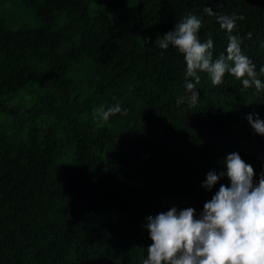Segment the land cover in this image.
Segmentation results:
<instances>
[{"label": "trees", "instance_id": "1", "mask_svg": "<svg viewBox=\"0 0 264 264\" xmlns=\"http://www.w3.org/2000/svg\"><path fill=\"white\" fill-rule=\"evenodd\" d=\"M128 1L129 17L102 1L113 17L89 0H0V264H143L147 218L199 217L230 184L203 186L228 154L257 182L264 172V136L247 120L264 121V88L200 73L197 105H177L186 62L156 45L192 14L215 59L228 38L204 9L243 15L233 35L264 84V0ZM116 104L127 115L101 122L95 110Z\"/></svg>", "mask_w": 264, "mask_h": 264}, {"label": "clouds", "instance_id": "2", "mask_svg": "<svg viewBox=\"0 0 264 264\" xmlns=\"http://www.w3.org/2000/svg\"><path fill=\"white\" fill-rule=\"evenodd\" d=\"M204 12L214 16L227 34L226 52L217 58L213 57L211 36L204 42L199 38L202 19L196 15L189 14L156 40L159 48L166 50L171 45L184 57L186 94L176 103L186 102L189 108L199 101L196 85L201 81L200 73H206L214 86L222 84L227 73L241 80L244 89L264 88L257 78L255 64L242 51L240 36L233 35L237 20H243L244 16L218 15L210 7ZM251 36L249 32L247 38ZM259 71L264 74V66ZM95 112L101 122L118 113L127 115V109L119 104ZM247 120L257 134L264 136V121L254 119L252 114ZM223 165L225 170L219 175L207 174L203 186L211 189L225 177L230 184H220L218 191L204 203L199 217L194 208L178 211L173 207L147 218L152 243L147 247L143 264H264V172L257 182L252 165L235 152L227 155Z\"/></svg>", "mask_w": 264, "mask_h": 264}, {"label": "rangeland", "instance_id": "3", "mask_svg": "<svg viewBox=\"0 0 264 264\" xmlns=\"http://www.w3.org/2000/svg\"><path fill=\"white\" fill-rule=\"evenodd\" d=\"M102 1L103 0H89V8H90L91 14L98 13V12H104L109 15L116 16L117 13L115 12V10H107L105 6L102 5ZM118 7L123 8L124 12L127 13L126 15L127 17L131 16V13L133 10H132L131 3L128 0H120V2H118ZM123 22H127V21L123 20ZM2 117L3 116L0 115V118Z\"/></svg>", "mask_w": 264, "mask_h": 264}]
</instances>
